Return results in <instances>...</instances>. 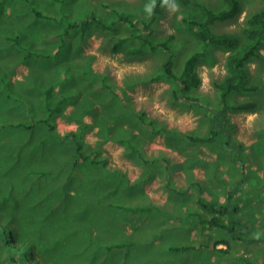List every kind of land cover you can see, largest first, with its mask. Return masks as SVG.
I'll return each instance as SVG.
<instances>
[{
    "label": "rangeland",
    "instance_id": "rangeland-1",
    "mask_svg": "<svg viewBox=\"0 0 264 264\" xmlns=\"http://www.w3.org/2000/svg\"><path fill=\"white\" fill-rule=\"evenodd\" d=\"M203 1L216 10L225 6L223 0ZM240 1L244 10L240 16L233 21L214 24L212 28L215 32L236 33L243 37L245 18L263 8L264 0ZM153 3L152 0H0V127L18 122L31 124L38 120L46 114L45 101L54 91L58 93L62 90V95L73 94L66 96L64 106L67 108L56 123L59 137L49 135L47 128L40 125L34 130L8 128L4 134L0 131V203L8 196V190L15 196L11 187L17 192L19 182L31 183L32 178H27L25 171H54L55 176L46 178L43 188L37 190L36 199L48 213L47 223L55 219L53 226L58 237L53 243L60 247L63 256L65 252L81 259L98 250V244L93 243L89 245L90 253H87V240L80 228L86 232L99 228L102 232L96 230L93 235L101 242L110 243L116 238L111 234L116 230L123 232V227L125 241L134 242L128 252L132 257L128 264H164L167 261L165 251L169 247L202 248L228 235L220 228L204 230L208 225L201 221L211 217L206 209L211 204L205 201V197L209 198L205 190L207 183L200 181L201 175L211 180L216 171L214 165L206 160L207 152L197 167L200 171L195 174L193 167L178 168L170 160L173 153L168 150L171 145L182 149L184 143L192 139L184 137H194L179 130L180 120L198 114L203 126L208 124L210 129H214L212 123L216 120L215 116L218 118L220 114L227 113L229 130L223 143H231L236 151L238 143L234 142L245 145L250 142L247 148L245 145L242 147L240 153L246 152V149L249 152L241 157L242 163L238 165L237 172H232L235 179H239L245 173L244 162H248L247 178H243L242 182L245 186L246 182L252 186L250 193H245L250 195L241 200L242 210L235 215L243 222V241L231 239L230 254L220 257L218 262L242 264V257L251 264H264L263 183L260 186L263 181L261 175H264V51L263 58L254 59L248 65L249 83L257 89L234 94L230 98L234 103L253 101L257 107L226 112L216 88V83L226 75L227 53L222 49L212 47L215 62L212 64L211 60H207L199 65L202 85L195 93L201 101L175 105L171 84L165 80H153L168 57L166 51L141 56H130L124 51L114 53L113 43L117 39L112 38L110 30L96 24L84 36L80 28L74 27V32L65 40L66 48L58 47L64 40L66 28L91 13L118 30L121 23L116 12L123 17L131 15L143 20L151 15L146 7ZM171 4L177 6L175 10L170 7ZM163 9L156 25V37L162 40L176 35V69L181 72L192 53L202 49L195 34L181 26L182 17L192 13L193 8L181 0H170L169 4L163 5ZM43 13L53 18H44ZM123 25L129 26L126 23ZM57 47L59 53L50 55L48 51L57 50ZM49 71L58 73V76L68 71L73 79H67L69 81L63 82V86L52 84L55 82L51 79L54 75ZM105 77L124 90L128 107L104 87ZM112 105L124 109L120 119H115V115L111 119ZM142 112L148 118L156 119L167 130L150 138L136 116ZM79 120L94 126L84 135V151L95 155L100 163L81 162L75 169L78 149L68 135L73 130H79ZM93 149H99L100 153H94ZM202 171L204 174H201ZM59 182L61 190H56ZM215 185L218 186H215L216 189H220L219 184ZM68 188L75 192L69 193ZM6 201L11 202L8 198ZM120 205L136 211L118 210ZM51 208L55 209V213L60 208V212L51 214ZM253 209L257 212L255 216H251ZM245 218L250 221L249 224L244 222ZM115 220H119V226L113 223ZM5 239L0 241V264H13L8 259L12 251ZM218 248L227 247L219 245ZM210 251L213 253L211 260L216 261L218 256L214 249H202L185 254L171 253L170 263L205 264L203 258L205 254L209 257ZM17 263L28 264L25 260ZM37 263L42 264L39 259Z\"/></svg>",
    "mask_w": 264,
    "mask_h": 264
},
{
    "label": "trees",
    "instance_id": "trees-1",
    "mask_svg": "<svg viewBox=\"0 0 264 264\" xmlns=\"http://www.w3.org/2000/svg\"><path fill=\"white\" fill-rule=\"evenodd\" d=\"M154 6L151 15L143 20L133 18L131 15L123 17L122 14L117 15V20L120 21L121 26L118 30H115L112 25L105 24L102 18L98 17L97 14L91 13L84 20L69 25L66 28L65 34H70L73 28L78 27L81 32L87 34L91 27L96 24L102 27L104 30H110L112 38L117 39L115 44L113 43V52L120 53L125 52L130 56H141L146 53H162L167 52L168 57L161 66L160 71L153 78L154 81L165 80L172 86V102L175 105L184 103H199L201 101L195 93L196 90L200 89L202 85V77L199 74L198 68L203 62L211 60L210 63H214L215 59H212V47L222 49L227 53L225 61V78L221 82L216 83V88L220 92V103L224 106V110L227 111H245L253 110L257 107L256 102H240L234 103L230 101V98L234 94L248 93L255 91L257 86L250 85L249 78L250 72L248 65L254 59L263 58L262 51H264V6L256 12H252L245 18V23L242 28L243 37L236 33H217L213 30L212 26L218 23H225L237 19L240 14L244 11L243 5L240 0H223L225 6L220 9H213L209 4L203 0H181L185 5L191 6L192 13L184 15L182 17L181 26L185 31L192 32L195 34L197 39L202 44V49L192 53V55L186 60L185 65L181 72L176 69L175 60V47L174 40L176 35L167 36V38L159 40L156 37V25L159 20V16L164 12L163 5L164 0H152ZM170 1V0H169ZM44 18L52 19L53 16L43 13ZM117 22V21H116ZM115 22V23H116ZM142 22V24H140ZM123 23L129 26H124ZM70 29V31H69ZM185 41V40H184ZM187 42V41H185ZM104 87L116 98L122 100L129 106L126 94L122 88H119L111 84L108 77L103 78ZM73 94L67 95L71 97ZM51 97V98H50ZM66 95L58 94L54 97L51 93L46 104V114L38 117L33 123L29 124L26 122H18L16 124H7L0 127L1 134H4L8 128L19 129L24 128L27 130H34L36 126H44L47 128L49 135L53 137H59L56 133V117L63 114L67 106L64 103L67 102ZM124 105V104H123ZM113 112L110 113V117L113 120L120 119L121 114L124 112L123 108L112 105ZM227 113L222 114L218 121L222 119L227 121ZM75 113L73 114L75 120ZM137 118L141 120L142 127L149 133L150 138H155L167 129L163 127L156 119L148 118L145 112L136 114ZM217 118V116H215ZM70 119H72L70 117ZM83 120V117L81 116ZM80 122V128L77 131H72L68 135V138L73 139L76 143L79 157L76 159L74 168L76 169L81 162H92L93 164H99L100 162L95 159V155L85 153L86 149L84 146V135L94 126L88 123ZM106 125V124H105ZM104 125V126H105ZM218 125H221V123ZM114 129L113 127H111ZM109 128V129H111ZM111 129V130H112ZM124 129V128H123ZM216 131L213 129L211 135L208 137H190L193 140L204 143L211 142L214 140ZM125 143V139H122ZM85 149V151H84ZM94 153L99 154V149H93ZM105 165V163H104ZM103 165V166H104ZM27 178H32L31 183H20L18 184L19 190L15 192L14 188L11 189L13 192L8 190V196L3 202L0 203V241L5 237L7 245L12 251L9 262L13 264H24L17 263L18 261H27L28 264L37 260H41L42 264H128L129 259L132 258L129 250L133 246V243L125 241L126 236L125 229L122 227V231H114L111 235L115 238L110 243L101 242L96 237L95 232L101 231L99 228L96 230H89L86 232L83 228L79 231L84 235L87 242V253H90L89 245L98 244L99 248L95 253L86 258L78 259L77 255L71 253L64 256L61 254L60 247L53 241L58 237L57 231L54 228L55 219L52 222L47 223L48 213L40 207L39 200L36 199L37 190L43 188V181L48 177H54L55 172H27L25 171ZM247 178V174L244 175ZM75 181V179H74ZM65 183V182H64ZM241 184V183H240ZM243 184V182H242ZM61 183L55 188L61 190ZM66 188V187H64ZM69 193L75 192L69 189ZM239 189L236 190V192ZM11 202H7L6 199ZM3 199V198H2ZM237 199V200H236ZM235 202V204L233 203ZM234 204V206L232 205ZM208 206V205H207ZM118 210L121 209L124 212H134L135 209L125 208L123 206H117ZM210 212L211 217L207 219H201L202 223L208 225L204 230H211L213 228L224 229L228 235L224 238L217 239L214 244L208 243L205 247L198 248L193 246H172L169 247L165 253L167 261L164 264H175L170 263L171 253L185 254L189 251H201L202 249H214L218 258L216 261L211 260L210 251L205 254V264H220L219 259L224 255L230 254V242L231 239L243 241L242 219L235 217L239 211L242 210V205L239 203V199L235 195V191H231L228 195L227 202L222 204L218 208L206 207ZM128 210V211H127ZM60 212V208L56 210V213ZM51 214H56L55 209L51 208ZM121 221V219H120ZM114 224L119 226V220L113 221ZM102 232V231H101ZM207 232V231H205ZM6 234V235H5ZM87 234V235H85ZM117 234V235H116ZM119 236H122L119 238ZM80 235V240L83 239ZM76 240V239H74ZM77 241V240H76ZM219 245H225L227 248H218ZM212 247V248H211ZM128 248V250H126ZM74 251L75 247H71ZM64 251V249H63ZM21 256V257H19ZM11 258V259H10ZM37 258V259H36ZM172 258V257H171ZM243 262L242 264H251L246 259L240 257ZM7 259V260H8ZM32 260L31 262L29 260ZM176 259V258H173ZM177 260V259H176ZM218 262V263H217ZM38 264V263H37ZM163 264V263H162ZM179 264V261H178Z\"/></svg>",
    "mask_w": 264,
    "mask_h": 264
},
{
    "label": "crops",
    "instance_id": "crops-1",
    "mask_svg": "<svg viewBox=\"0 0 264 264\" xmlns=\"http://www.w3.org/2000/svg\"><path fill=\"white\" fill-rule=\"evenodd\" d=\"M73 32L74 31H72L71 33H73ZM64 34H65V32H64ZM69 35L70 34H65L64 40L59 44L58 47H61V48L64 47V49L66 48L65 47V45H66L65 40ZM58 47H57V50L48 51L50 53V55H52V56L57 55L59 53ZM40 55L43 56V52H40ZM49 72L54 75V76H52L51 79L55 82H53L52 84L63 86V82L66 83L67 81H69L67 79H69L70 77H71V79H73L72 75L70 73H68V71L65 73H61V74H63L62 76H60V74L58 76V73H56V72H52V71H49ZM26 77H27V75H26ZM51 94L54 97H56L58 94H62V90H61V92H58V93H56L54 91ZM69 94H72V93H69ZM48 99H49V96L47 97V99L45 101L44 108L46 107ZM44 110L46 111V108ZM220 116H221V114H220ZM220 116L218 118H216L215 121L213 120L214 123H212L214 126V130L216 131V134H215L216 136H214L213 141L204 142V143H200V142L195 143V140H192V139L188 140V139H190L189 137L187 138V137L183 136L188 141H186L187 143L186 142L184 143L182 149L179 147H176L174 145H171L170 148H168V150L173 153V155H172L173 157H171L170 160H173V161L175 160L174 163L178 168L181 169L183 167L184 168H187V167L192 168L193 167V168H195L193 170V172H195V174L200 171L197 167L200 166L199 163L204 160V157H206L205 151L207 152L206 160L209 161L211 164H213L214 165L213 168L216 169V171L213 174L214 177L211 180L214 181L215 184H219L220 189H216L215 186H217V185H215L210 179H207L205 175H201L202 180H200V181H204L207 183L205 190H206V193H209L208 194L209 198L205 197L206 203L211 204V207H215V208H218L219 206H221L222 204H225L227 202L228 195L231 191H235V195L237 196V198L239 199V203L241 204V200H245V199H243V197H248V195H250V194L245 195V193H250L249 189H251V186H252L248 182H246L247 186H245V183L242 184L244 175L248 174L246 171V166H247L246 163H248V162H246V161L244 162V166H245L244 175H242L239 179H235V177H234V173L232 171L237 172L236 169L238 168V165H240V163H242L241 157L246 156L249 151L246 149V152L240 153V151L242 150V147L245 145V143L243 144L241 142H234V143H238V148H237L238 151L237 150L234 151L232 149L233 145L231 143H228V142L223 143V142H225V136L227 135V130H229V128L227 126L228 117L226 119L227 121H225L223 119L221 121H218L221 118ZM229 118H230V116H229ZM55 121H56V123L60 121L59 116L56 117ZM180 122L181 123H178V126L180 127L179 130L181 129L180 131H182L184 133L188 132L191 135H193L194 137H208L211 135V131L213 130V129L209 128L208 124H205L203 126V123L201 121V116L198 114H192L191 116H187L184 118V120H180ZM218 123L219 124L221 123V125H218ZM186 124H187V126H185ZM206 130H208L207 134H205ZM73 131H77V130H73ZM233 137H234V141H235V135ZM238 139L243 140L241 137H238ZM255 142H256V139H255ZM249 143H246V145H249ZM246 145H245V147H246ZM162 149H164V148H162ZM177 156H178V158H177ZM189 162H190V165L188 166L187 164ZM251 165H253V164H251ZM253 169L256 170L257 168H253ZM201 174H204V172L202 171ZM184 175H185V173H184ZM261 176H262V179L264 181V175H261ZM263 181L261 180V182H260V186L263 183L262 189H264V182ZM199 184H201V183H199ZM237 189H239V190L236 192ZM219 192H220V194H219ZM252 197H254V195H252ZM247 201L248 200H246L245 202H247ZM253 205H254V203L252 202L251 207H253ZM246 211L248 212L249 210H246ZM199 213L202 214V212H199ZM256 214H257V212H255L253 209L251 211V216H255ZM244 222L246 224L250 223V221L247 218H245Z\"/></svg>",
    "mask_w": 264,
    "mask_h": 264
},
{
    "label": "clouds",
    "instance_id": "clouds-1",
    "mask_svg": "<svg viewBox=\"0 0 264 264\" xmlns=\"http://www.w3.org/2000/svg\"><path fill=\"white\" fill-rule=\"evenodd\" d=\"M164 3H165L166 5L169 4V0H164ZM153 6H154V3H153L152 5H148V6L146 7V11H147L149 14H151ZM170 7H171L173 10H175L177 6H176L175 4H171ZM250 85H252V84H250ZM222 114H224V113H222ZM222 114H221V115H222Z\"/></svg>",
    "mask_w": 264,
    "mask_h": 264
},
{
    "label": "bare ground",
    "instance_id": "bare-ground-1",
    "mask_svg": "<svg viewBox=\"0 0 264 264\" xmlns=\"http://www.w3.org/2000/svg\"><path fill=\"white\" fill-rule=\"evenodd\" d=\"M178 128V127H177ZM170 131V130H169ZM68 132V131H67ZM69 133V132H68ZM168 151V150H167ZM171 152V151H170ZM168 156V155H167ZM179 156V155H178ZM178 156H177V158H178ZM175 157V156H174ZM161 158V157H160ZM180 160V159H179ZM175 161V160H174ZM151 162V161H150ZM212 197V196H211ZM219 201V200H218ZM157 202V201H156ZM160 203H162V202H160ZM225 203V202H224ZM6 235V234H5ZM37 259V258H36Z\"/></svg>",
    "mask_w": 264,
    "mask_h": 264
}]
</instances>
